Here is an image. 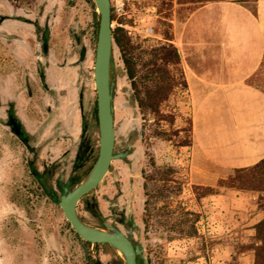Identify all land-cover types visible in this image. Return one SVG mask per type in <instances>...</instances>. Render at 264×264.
I'll return each instance as SVG.
<instances>
[{
    "label": "rangeland",
    "instance_id": "rangeland-1",
    "mask_svg": "<svg viewBox=\"0 0 264 264\" xmlns=\"http://www.w3.org/2000/svg\"><path fill=\"white\" fill-rule=\"evenodd\" d=\"M18 2L24 13L34 9L35 14L42 15L41 9L48 3L47 9L60 7L64 15L80 20L87 27L92 63L99 21L93 0ZM111 3L113 29H124L142 72L147 71L142 65L150 60L151 49L170 32L169 22L183 18L198 5L193 0ZM113 56L117 68L113 77L116 139L121 143L133 132V149L127 159L112 161L109 172L88 198L106 222L125 232L129 226L117 220L115 213L121 211L122 218H132L136 223L134 240L143 246L149 264H253L252 228L264 214L255 202L258 194L248 191L242 200L233 202L230 211L218 205L210 188L223 191L217 184L221 173L204 167L192 147L179 145L191 136L192 106L183 87H175L162 103L165 116L142 110L134 97L122 51L115 44ZM88 87L92 105L96 92ZM95 131L96 152L77 172L79 176L89 172L96 157L99 132ZM10 147L15 150L6 154L0 150V264H121L114 248L84 243L76 235L62 208L37 186L25 150L21 145ZM78 212L87 222L103 225L82 201Z\"/></svg>",
    "mask_w": 264,
    "mask_h": 264
},
{
    "label": "crops",
    "instance_id": "crops-1",
    "mask_svg": "<svg viewBox=\"0 0 264 264\" xmlns=\"http://www.w3.org/2000/svg\"><path fill=\"white\" fill-rule=\"evenodd\" d=\"M55 20L44 70L56 99L42 87L37 73L33 26L19 20L0 25V96L16 99L26 128L40 130L41 140L53 138L59 130L63 137L43 148V155L50 159L67 150L73 154L82 127L81 65L59 11ZM172 26L183 91L192 106L191 141L182 146L199 153L204 167L220 172L219 180L234 167L252 165L264 157V0L206 1L183 18L173 19ZM2 32L13 36L4 37ZM4 131L0 124V150L6 154L11 150L2 142ZM248 191L223 186V191L210 194L230 211L233 202Z\"/></svg>",
    "mask_w": 264,
    "mask_h": 264
},
{
    "label": "flooded vegetation",
    "instance_id": "flooded-vegetation-1",
    "mask_svg": "<svg viewBox=\"0 0 264 264\" xmlns=\"http://www.w3.org/2000/svg\"><path fill=\"white\" fill-rule=\"evenodd\" d=\"M47 5L48 3H44L41 9L42 15H37L35 14L34 9H31L26 13L22 12V9L20 7L21 5L18 2V0H0V25L4 23L7 24L13 20H19L33 26L36 36V63L38 66L37 73L40 77L42 87L45 90H47V92L48 91L51 92V96L53 97V99H56V97L54 96V92H52V89L50 90V86L46 82L44 60L49 53V48H50L49 43L51 38L52 26L56 21L55 20L56 13L59 11L60 7L47 9L46 8ZM60 14L61 17L64 19V25L66 26L67 32L73 41L74 49L78 55V64L81 65L80 106L82 108V127H81L80 138L78 142L74 145V148L72 149L74 150L73 154L71 151L67 150L63 152L62 155L54 159H50V156L48 154L43 155V148L44 146L47 145L48 142H50L54 138L63 137L60 136L59 130H56V133L53 136V138H47L45 140H41L40 130H36L35 132H30L26 128L25 123L22 120V117L17 112L16 99L7 98L5 100H2L0 96V124L5 129L2 138L3 144H5L6 147H9L11 145H15V146L21 145V148L24 149L26 155H28L27 164L29 166V170L37 186L41 189L44 195L51 198V200L56 202L57 204L64 184L70 181L69 187H72L75 183H77L86 175L85 174L79 176L77 175V172L85 165V163L88 160L92 158V155H94V153L96 152L95 130L97 129L99 132L98 117H97V93L95 100L92 102V105L89 98L90 92L88 86L91 85V87L95 90V92H96V87L94 81L95 59L93 60L92 57V63H93L92 64L90 62L91 61V56H90V60L89 62H87V58L89 57L88 48L90 47L89 42L86 41L87 27L84 26V24L82 25L80 23V20L75 21V19L72 18L73 15L66 16L64 15L63 12H60ZM2 35L4 37L13 36L12 34H9L7 32H2ZM25 84H26L25 87L27 93L28 95H30L32 93V88L30 86V83L27 81ZM113 94H114V85H113ZM45 108L48 110L51 109L49 105L45 106ZM132 135L133 132L132 133L130 132V134L127 135L121 143L116 139L114 152L128 151L130 154V152L133 149ZM10 150L12 151L15 149H13V147H10ZM98 150H99V144L93 164L96 161ZM129 154L126 157L119 159H127ZM93 164L91 165V167L93 166ZM31 165H33L37 170L40 177V181L32 173ZM91 167L88 169V171L91 169ZM41 182L46 186V189L43 188ZM91 192L88 193L87 195H84L80 201L85 203V200H88V202L92 207L91 210L89 209L88 210L91 211L94 215L100 217L102 219V224H104V222L106 221L103 219V216L99 213L98 207L93 203L91 199L88 198ZM85 207H86V203H85ZM77 209H78V205H77ZM115 214L117 220H123V224L129 226V229H131L134 232V229L136 228V223L133 220H131L132 219L131 217L128 220L126 216L122 218L123 213L121 211H116ZM114 225L117 226L116 224ZM81 240L84 241V243L106 244L112 247L108 243H91L83 239ZM97 264H102V263L98 262Z\"/></svg>",
    "mask_w": 264,
    "mask_h": 264
},
{
    "label": "water",
    "instance_id": "water-1",
    "mask_svg": "<svg viewBox=\"0 0 264 264\" xmlns=\"http://www.w3.org/2000/svg\"><path fill=\"white\" fill-rule=\"evenodd\" d=\"M99 15L94 60V81L97 93V117L99 126V150L95 163L89 172L72 187L70 181L62 187L58 204L77 235L91 243H108L120 255L122 264H149L144 248L135 242L133 231L104 222L96 225L84 220L78 213V202L102 181L109 171L111 162L126 157L129 152H114L116 132L114 124V80L111 75L113 57V25L111 0H93ZM32 173L40 181L39 174L31 165ZM42 183V182H41ZM44 189L46 186L42 183ZM128 220V218H127Z\"/></svg>",
    "mask_w": 264,
    "mask_h": 264
},
{
    "label": "trees",
    "instance_id": "trees-1",
    "mask_svg": "<svg viewBox=\"0 0 264 264\" xmlns=\"http://www.w3.org/2000/svg\"><path fill=\"white\" fill-rule=\"evenodd\" d=\"M195 3L202 4L210 0H193ZM114 16L112 14V20ZM98 24V23H97ZM170 32L164 36L157 46L151 49V58L143 63L147 67L146 72L138 68L130 39L125 34L124 29L118 26L113 29V42L122 51L123 62L126 73L132 81L135 92L134 97L142 110H151L156 115L165 116L161 112V105L172 94L175 87L181 85L184 89L185 81L180 66V54L173 43L172 22H169ZM115 68L114 56L111 61V75L114 77ZM168 115V114H167ZM189 132H191V120L189 119ZM191 136L179 142V145H190ZM218 186L249 190L258 194L256 202L264 212V157L252 165L234 167L229 175L218 180ZM211 193H216L218 189L210 188ZM87 209L92 207L88 200H85ZM253 264H264V215L255 224V234L253 237ZM121 260V259H120ZM140 264L143 260L140 259Z\"/></svg>",
    "mask_w": 264,
    "mask_h": 264
},
{
    "label": "built area",
    "instance_id": "built-area-1",
    "mask_svg": "<svg viewBox=\"0 0 264 264\" xmlns=\"http://www.w3.org/2000/svg\"><path fill=\"white\" fill-rule=\"evenodd\" d=\"M148 31H152V29H151V28H149V29H148Z\"/></svg>",
    "mask_w": 264,
    "mask_h": 264
}]
</instances>
